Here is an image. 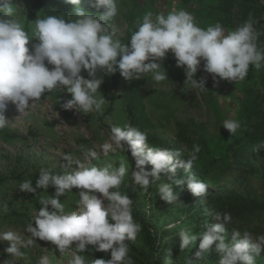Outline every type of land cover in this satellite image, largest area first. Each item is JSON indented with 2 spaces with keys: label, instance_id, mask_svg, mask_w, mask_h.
<instances>
[{
  "label": "clouds",
  "instance_id": "9594fccd",
  "mask_svg": "<svg viewBox=\"0 0 264 264\" xmlns=\"http://www.w3.org/2000/svg\"><path fill=\"white\" fill-rule=\"evenodd\" d=\"M67 3L76 6L71 9L74 18L57 15L36 18L29 35L22 22L15 18L19 12L12 6V0H0V13L3 14L0 15V131L9 127L6 115L9 104L25 113L45 92L57 88H64L71 94L61 105L63 109L84 114L102 113L105 97L96 96L103 83L97 76L98 70L104 74L119 71L128 81L150 76L158 84L168 79L162 60L169 51L174 54L176 65L184 67L185 85L200 92L208 90L206 78H196L201 61L203 69L212 74L214 80L219 77L235 83L245 80L250 65L256 70L264 67V49L257 43L264 33L254 27L256 21L251 14L245 22L225 33L220 22L206 29L198 26L194 16L183 9L167 15L155 14V19L154 13L147 11L138 18L130 43H123L107 23L117 14L116 0H95V8H105L99 15L79 7L80 0H67ZM33 38L37 42L32 43L30 49ZM82 70L87 71L90 78L82 76ZM222 124L231 135L241 128V122L236 119H226ZM126 148L130 149L137 169L131 175L143 191H147L151 183L149 177L159 180L161 173L171 174L170 179L175 184H183V178L175 179L174 158L187 170L201 150L199 144H193L191 158L184 162L180 160L179 149L148 147V134L139 127L129 122L112 126L110 138L99 146V153L95 148L81 149L83 160L70 153L63 155L67 161L65 167L76 165L73 171L61 174L41 168L35 187L31 179L19 183L18 189L25 193H36L38 188L48 191L49 187H54L55 192L39 199L41 207L25 227L31 238L25 239L12 230L0 232V241H8L10 245L5 251L13 257L26 259L22 249L31 248L39 238L57 246L61 255L74 248L68 264H134L129 255L130 246L125 241H136L142 225L134 219L132 199L119 190L124 177L128 176V167L123 160L115 168L111 163H93L101 153L107 157ZM149 164L152 166L150 172L145 168ZM186 182L194 196L207 195L205 182L190 174ZM73 188L78 189V211H66V203L60 198ZM158 192L169 204L176 199L170 183H161ZM207 212L216 223L206 224L202 234L181 230L178 233L181 248L194 245L199 237V249L203 252L218 242L215 246L221 253L219 264H237L238 261L256 264L253 254L264 252V235L254 238L247 229L243 232L232 230L234 237L239 239L231 245L226 244L223 234L232 221L231 214L212 208ZM73 242L75 246L70 247ZM89 245L94 246L95 251L107 253L110 250V258L86 260L81 253H85ZM196 255L200 256L201 252ZM4 264H8L7 260ZM38 264H50V261L41 256ZM166 264H172L171 249L167 250Z\"/></svg>",
  "mask_w": 264,
  "mask_h": 264
},
{
  "label": "rangeland",
  "instance_id": "374dc122",
  "mask_svg": "<svg viewBox=\"0 0 264 264\" xmlns=\"http://www.w3.org/2000/svg\"><path fill=\"white\" fill-rule=\"evenodd\" d=\"M12 3L19 12L15 18L22 22L29 35L36 18L45 17V7L51 9L53 15L64 16L66 19L74 18L71 9L76 7L67 3V0H42V3L38 4L34 0H12ZM116 3L117 14L107 23L110 29H115L123 43H130V35L135 30L138 18H142L147 11H152L155 19V14L167 15L170 11L183 9L194 16L198 26L206 29L216 24L211 23L212 12L209 8L216 12L219 0H116ZM94 4L95 0H80L78 6L96 15L105 11L103 6L97 9ZM222 27L225 33L231 30L223 25ZM35 42V38L30 41V49L31 44ZM203 63L201 61L196 78H206L205 86L208 90L205 92L192 90L189 85H185L184 67L176 65L174 54L169 51L162 60L168 79L158 84L153 82L150 76L128 81L119 71L104 74L98 70L97 76L103 79V83L96 96L105 97L102 113L84 114L74 109H63L61 105L71 98V94L64 88L45 92L25 113H20L14 105L9 104L6 115L10 124L0 131V174L4 175L13 168H16L17 172L23 171V165L17 161L19 156L25 160L31 172H39L41 168L61 174L73 171L76 165L72 168L64 166L67 165L64 154L70 153L83 160L81 149L95 148L99 153V146L110 138L111 127L123 126L125 122L147 132L148 147L168 149L169 146L165 143L168 142L174 149H179L180 160L184 162L191 158L193 144H199L201 150L190 169L186 170L183 164L175 158L173 160L177 166L175 179L183 178V184H175L170 179L171 174L161 173L159 180L149 177L151 183L147 191H143L131 175L137 169L130 149L118 150L107 157H103L101 153L93 163H111L115 168L119 167L120 161L123 160L128 167V176L124 177L119 190L123 193H126V190L131 192L133 210L145 219L148 230L154 236L155 244L146 249L150 259H153L155 250L160 251L164 242L169 241L175 248L176 264H219L221 253L215 246L218 242H214L207 252H203L199 249L198 237L194 245L182 249L178 233L181 230H189L202 234L206 230V224L216 223L207 209H214L222 198L234 195H261L264 142L252 141L247 129L250 126L247 114L252 98L258 93H264L260 77L264 67L256 70L250 65L245 80L235 83L219 77L214 80L213 75L203 69ZM114 74L116 79H113ZM81 75L90 78L85 70H82ZM112 96L114 100L111 110L106 112ZM226 119L241 122V128L236 134L231 135L224 128L222 123ZM2 132L25 137L9 138ZM151 167L150 164L145 166L149 172ZM189 174L208 185L206 196H194L190 192L186 182ZM163 182L172 184L176 193V199L171 204L164 201L158 192V187ZM18 187L19 183L12 180L0 183V232L17 231L28 239L31 237L26 233L25 227L38 210L35 199L39 201L42 196L49 197L55 190L45 191L38 188L34 193L36 197L33 198L30 193H25ZM77 191L78 189L73 188L72 192L60 198L66 203V211H78ZM260 226L264 227V214L254 220L232 218L223 234L225 242L231 245L238 241L239 238L234 237L232 230L243 232L247 229L254 238L264 235V229L255 231L256 227ZM145 238L141 232L135 242L144 243ZM8 246V241H0V264H4L6 260L8 264H38L41 256L48 257L50 264H68L74 251V248H71L61 255L57 246L36 238L31 248L22 249L27 258L21 259L7 253L5 249ZM74 246L75 242L70 247ZM88 251L102 252L95 251V247L91 245L85 250ZM198 251L201 252L200 256L196 255ZM253 255L256 264H261L257 259L258 255ZM237 264L242 262L238 261Z\"/></svg>",
  "mask_w": 264,
  "mask_h": 264
},
{
  "label": "trees",
  "instance_id": "16d2710c",
  "mask_svg": "<svg viewBox=\"0 0 264 264\" xmlns=\"http://www.w3.org/2000/svg\"><path fill=\"white\" fill-rule=\"evenodd\" d=\"M35 3H42V0H34ZM217 11L213 12L211 8L209 10L212 12L210 15L211 23L215 24L220 22L226 28L231 30L235 29L238 25L245 22L249 15L255 19L256 23L254 27L264 33V0H219L217 5ZM45 16L53 15V12L48 7H45ZM258 47L264 49V34H261L258 39ZM261 85L264 88V71L260 74ZM116 74L113 75V79H116ZM114 100L112 96L110 99V105L107 108L106 112L111 110V104ZM251 107L248 111V118L250 119V126L247 128L251 134L252 141L254 142H264V93H258L255 95L251 102L249 103ZM242 116V114H241ZM192 123V122H191ZM179 123H177V126ZM3 135L9 138H24V135H18L15 133H5ZM29 133H32L29 131ZM181 133V132H179ZM168 145V149H174L173 145L165 142ZM17 161L20 165H23L24 169L21 172H17L16 168L9 169L6 174H0V183L6 182L8 180L15 181L20 183L25 179H31L33 186L39 177V172L29 171L28 165L25 163V160L21 156L17 157ZM49 189H54V187H49ZM126 194L132 199L133 196L129 190H126ZM30 195L35 198L34 193ZM37 208L39 209L41 205L39 204L38 199H35ZM221 212L227 211L231 214L232 218L238 220H251L257 219L264 214V175L262 177V193L261 195L251 196L249 195H234L233 197L222 198L214 208ZM134 219L142 225V235L145 238L144 243H136L135 241L127 242L130 246L129 255L133 258L134 264H166L167 259V250L171 249V259L174 264H176V254L175 248L173 245L169 244V241H165L164 245L161 247L160 251L155 250V255L153 259L148 257L146 251L147 247L155 244L154 236L148 230L145 219L135 213L133 210ZM264 227H256L255 231L263 230ZM144 233V234H143ZM264 253V252H263ZM85 256L86 260H91L94 257L96 258H110L109 252H95L90 251L82 253ZM257 259L261 264H264V254L257 256Z\"/></svg>",
  "mask_w": 264,
  "mask_h": 264
}]
</instances>
